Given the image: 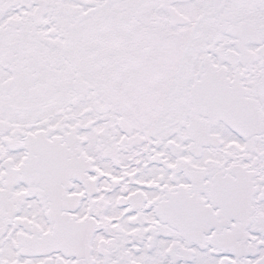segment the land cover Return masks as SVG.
I'll use <instances>...</instances> for the list:
<instances>
[{
    "label": "snow or ice",
    "instance_id": "1",
    "mask_svg": "<svg viewBox=\"0 0 264 264\" xmlns=\"http://www.w3.org/2000/svg\"><path fill=\"white\" fill-rule=\"evenodd\" d=\"M0 264H264V0H0Z\"/></svg>",
    "mask_w": 264,
    "mask_h": 264
}]
</instances>
